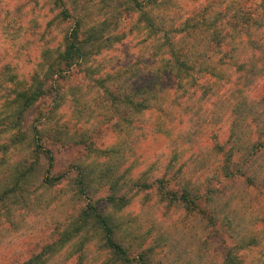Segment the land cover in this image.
<instances>
[{
	"label": "clouds",
	"instance_id": "obj_1",
	"mask_svg": "<svg viewBox=\"0 0 264 264\" xmlns=\"http://www.w3.org/2000/svg\"><path fill=\"white\" fill-rule=\"evenodd\" d=\"M0 264H264V0H0Z\"/></svg>",
	"mask_w": 264,
	"mask_h": 264
}]
</instances>
